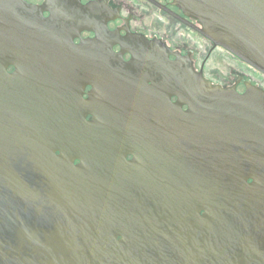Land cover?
I'll return each mask as SVG.
<instances>
[{
  "label": "water",
  "instance_id": "water-1",
  "mask_svg": "<svg viewBox=\"0 0 264 264\" xmlns=\"http://www.w3.org/2000/svg\"><path fill=\"white\" fill-rule=\"evenodd\" d=\"M184 1L200 33L264 73V0ZM180 60L165 72L173 144L128 146L127 169L107 156L126 145L99 142L122 138L120 114L86 123L43 112L47 99L0 97V264H264V91L208 85ZM158 169L167 193H152Z\"/></svg>",
  "mask_w": 264,
  "mask_h": 264
},
{
  "label": "flooded vegetation",
  "instance_id": "flooded-vegetation-1",
  "mask_svg": "<svg viewBox=\"0 0 264 264\" xmlns=\"http://www.w3.org/2000/svg\"><path fill=\"white\" fill-rule=\"evenodd\" d=\"M184 2L0 0V97L47 99L43 112L75 113L86 123L93 122L96 109L120 114L122 138L99 142L126 145L107 156L121 153L127 169L135 158L128 146L173 144V105L179 97L165 72L179 58L208 85L240 94L252 86L264 91V73L200 33L194 26L204 28L203 23ZM106 51L110 57L96 58ZM80 162L74 159V165ZM162 170L155 171L152 193L173 187ZM108 173L113 179L124 176L114 163ZM117 184L107 189L125 190ZM198 199L190 197L189 203L198 205ZM204 215L200 208L196 216Z\"/></svg>",
  "mask_w": 264,
  "mask_h": 264
}]
</instances>
